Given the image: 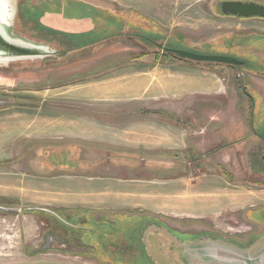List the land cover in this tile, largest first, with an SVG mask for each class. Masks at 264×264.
<instances>
[{"label": "rangeland", "instance_id": "rangeland-1", "mask_svg": "<svg viewBox=\"0 0 264 264\" xmlns=\"http://www.w3.org/2000/svg\"><path fill=\"white\" fill-rule=\"evenodd\" d=\"M223 1L264 5V0H102L95 2L98 10L77 4L79 1L60 0L63 11L55 10L54 15L72 22L78 18L77 24L84 22L83 18L90 19L84 29L91 31L79 38L69 31L46 28L40 23L39 13L32 16L38 0H19L14 32L27 41L61 51L43 61L0 65V264H98L80 256L87 251L75 234L67 233L60 225L55 213L64 218L69 210L79 208L101 211L96 212L97 219L111 212L159 216L166 223L162 225L165 229L176 227L198 233L192 237L178 232L170 235L182 242L197 240L204 255L213 254L211 247L230 251L219 242L235 241L247 247L256 243L251 234L255 227L243 225L240 216L233 221L224 219L215 227L204 221L189 222L184 221L185 218L179 221L165 216L166 211L154 212L146 207L153 198L166 207L167 190L172 191L175 186H181L179 192L191 187L189 190L197 194L221 188L225 199L231 195L243 208L246 203L264 205V100H261L264 48L261 52L255 49L261 55L259 58L251 57L248 51L238 52L232 47L238 42L235 38L231 41L221 38L233 32L239 23H250L222 15L218 4ZM52 32L58 35L50 34ZM67 42L77 47H91L86 59L120 52L125 47L131 52L127 50L126 56H107L89 65L85 73L79 69L82 60L66 59L67 54L75 52ZM163 48L244 62L243 68L211 65H222L233 71L234 78L230 81L236 84L239 93H245V98L254 97L257 104L252 106L248 128L215 129L216 124H206L205 129H194L193 147L189 150L192 152H186L189 155H152L149 149L141 152L133 145H119L117 134L122 129L114 128L113 124L124 123L126 114L80 99L79 91L87 82L78 80L113 68L123 62L124 57H171ZM172 57L182 60L175 55ZM216 106L205 108L206 117L202 119L205 123L216 116L213 113ZM90 114L102 120L95 124L103 122L108 127L106 131L111 139H103L102 145L97 141L102 139L93 136H102L103 129L77 116ZM66 117L71 118L66 120L72 124L64 127L55 121ZM50 128L53 133L69 130L79 138L46 135ZM104 148L109 151L103 153ZM110 187L136 191L111 196L107 193ZM198 197L176 201L191 206L210 202L204 195ZM118 213L112 218L121 219ZM153 216L129 218L128 223L134 228L124 233H131L138 242L143 237L146 241L141 245L143 254L153 253L159 264H192L193 259L179 257L163 227L155 238L146 235L147 228L155 223ZM244 237L248 241L243 242ZM263 245L262 241L256 249H262ZM232 254L240 260L236 263L243 264L247 252ZM196 261L206 264L201 263V259Z\"/></svg>", "mask_w": 264, "mask_h": 264}, {"label": "crops", "instance_id": "crops-1", "mask_svg": "<svg viewBox=\"0 0 264 264\" xmlns=\"http://www.w3.org/2000/svg\"><path fill=\"white\" fill-rule=\"evenodd\" d=\"M70 1H79L77 4L81 3L99 10L95 2L102 0ZM59 2L60 0H38L36 6L37 9L41 10V16H39L42 25L46 26V28L52 26L58 30L69 31L79 38H82L84 33L91 31L84 29L90 23V19L83 18L84 22L77 24L78 22L76 23V20L78 18L72 22L63 16L54 15L55 10L63 11ZM123 8L127 7L123 5ZM238 20L241 21L244 19ZM245 20H249L248 22L250 23H239L234 27L233 32L223 35L221 38H229L230 41L235 38L238 42L233 44L232 47L236 51H248V55L251 57L259 58L261 55L257 52H261L264 48V42H262V40L264 41V21L256 19ZM251 21H258L260 23L252 24ZM234 45H237V47ZM77 48L75 52L67 54L66 59L82 60V65L79 69L85 73L89 65H94L103 58L111 55L126 56L128 50L125 47L120 52L103 53L102 55L91 57V59H86L85 55L91 47ZM255 49L258 51L255 52ZM56 51L60 52L61 50ZM128 51L131 52V49ZM169 55L171 56L172 54ZM124 58L125 60L123 62L116 64L113 68L99 70L97 73L86 75L84 76L85 78L78 80L87 82L79 91L78 97L80 99L84 98L86 101H91L97 105H107L108 107L116 109L115 111L119 110L126 114V118H123L124 123L118 121L116 124H113L114 128L122 129L120 130V134H117L119 145H133L136 151L141 152L148 151L147 149H149L152 155L166 153L175 156L182 154L189 155L186 152L193 147L192 130L194 129H205L206 124H216L215 129L228 127L230 129L246 130L248 128L252 106L257 103L252 95L245 98L244 91L243 96L239 93V88L235 83H232V80L230 81L231 78H234L233 71L230 69L224 68L222 65L212 66L211 64L194 63L184 59L182 61L174 57H153L148 55L141 58ZM239 59L241 60V58ZM242 63V66L237 67L243 68L245 65L244 62ZM258 98L260 99V96ZM261 100H264V96H262ZM208 106H216L218 108L213 110L216 116L208 119L205 123L202 119L206 117L207 111H205V108ZM77 116H82L94 126L97 125L103 129L105 133L102 136H93V138L97 137L98 139H102L97 140L99 144L102 145L105 143L103 141L105 138L111 139V136L106 131L108 127L104 126L103 122L95 124L102 121L99 117L91 116V114L90 116ZM131 116L134 117L132 118ZM66 119L71 118L66 117L62 121L60 119H58L59 121H55L64 127L72 124L70 120ZM47 134L50 136L54 134L71 137V139L79 138V136L71 134L69 130L53 133L50 128L46 130ZM100 141L102 142L100 143ZM197 146L199 147V145ZM102 151L106 153L109 150L104 148ZM179 187L181 186H175L172 191L171 189L167 190L168 199L166 207H162V204H158V202L156 203L154 198L150 205H143L154 212L156 210L160 213L166 211L165 216L173 217L179 221H182L181 218H185L183 220L189 222L204 221L205 223L209 222L214 224L215 227L221 224L224 219L227 220L229 218L233 221L240 216L243 225L255 227L254 233L251 234L256 238V243L247 247L245 243L235 241H231L230 243L219 242L220 244L223 243L230 250V254L229 252L223 254L215 251L213 254L204 255L205 253L202 252L203 249L196 243L197 240L195 241L193 239L182 242L173 239L170 235L178 232L182 235L192 237L198 233L186 232L176 227L168 226L169 230L165 229L162 225H166V223L159 216H153L143 212L138 214L111 212L110 215L103 214L100 219H97L95 215L101 211L89 208L69 210V215L63 214L64 218L62 216L61 218L59 216L60 214L57 215L61 221L60 225L67 233L75 234V236L80 232L86 235H93L94 239H96L95 242L84 240L81 243L78 241L84 249H93L96 252L101 250L99 247L102 241L112 253L118 254V252L127 250V256L133 258L135 256V250L132 248H136L138 239L131 233L127 235L124 233L126 229L130 230L134 228L133 224L128 223L130 222L129 218L153 216L152 220L155 223L147 228L146 235L155 238L160 233V228L163 227L170 236L171 242L176 246L179 257L183 260L185 258L193 259L192 264H198L196 261L198 259H201V263L206 264H238L236 262H240V260L235 258L232 252H247V259L243 256V264H264V251H262L264 245L262 249H256L259 243L262 241L264 243V205L255 206L246 203L244 204L246 207L243 208L231 195H229L230 197L228 199H225L221 188L199 193L200 195H204V198L209 199L210 202H201L198 206L179 204L176 201L178 198L199 199V194L189 190L191 187H187L185 188L186 190H182L181 192H179ZM127 191L126 189L121 190L119 187H110L107 193L111 196H119L120 193ZM135 191L130 190L128 193L132 194ZM253 212L257 213L252 215ZM115 213H118L121 219H113L112 216ZM213 233L217 234L215 232ZM140 241L146 242L143 240V237ZM242 241H248V238L244 237ZM185 247H188V249L186 250ZM151 256L158 263L153 253ZM234 259L237 261H234ZM189 264L191 263L189 262Z\"/></svg>", "mask_w": 264, "mask_h": 264}, {"label": "water", "instance_id": "water-1", "mask_svg": "<svg viewBox=\"0 0 264 264\" xmlns=\"http://www.w3.org/2000/svg\"><path fill=\"white\" fill-rule=\"evenodd\" d=\"M218 6L222 15L226 17L244 20L253 18L264 20L263 4L255 2L223 1L219 3ZM18 7L19 0H0V65L25 61H43L55 57L58 51L50 49L47 45L35 44L27 41L14 32V18L18 15ZM159 48H162V46H159ZM163 51L190 62L216 63L232 66L243 65L242 62L230 57L200 55L194 52L168 48H163Z\"/></svg>", "mask_w": 264, "mask_h": 264}, {"label": "trees", "instance_id": "trees-1", "mask_svg": "<svg viewBox=\"0 0 264 264\" xmlns=\"http://www.w3.org/2000/svg\"><path fill=\"white\" fill-rule=\"evenodd\" d=\"M40 11H41L40 9H36V8L33 9L31 11L32 16L35 15V13H39V15H40ZM50 34L58 35L57 33H54V32H52ZM67 44H70L72 51H75L76 49H78L77 46H75L74 44H72L70 42H67ZM141 57H143V56H141ZM141 57H139V58H141ZM171 57H172V55H171ZM55 213L58 214L57 212H55ZM76 236L78 237V239L81 243H83L84 240L85 241L88 240L90 242L96 241V239H94L93 235H88V234L86 235L85 233H82V232H80ZM142 243L143 242H141V241L138 242V240H137L136 248H132L133 250H135V252H134L135 256H133V258H130L129 256H127L128 255V253H126L127 250L122 251V252H118V254L112 253L110 250L107 249V245L104 244L102 241L100 242V247H99V248H101V250L96 252L93 249L92 250L85 249L87 252L83 253V254L80 253V256L83 258L95 260L100 264H158L157 262H155V260L152 258V256L148 254V252H145L143 254L144 248L142 250V246H141V245H143Z\"/></svg>", "mask_w": 264, "mask_h": 264}, {"label": "bare ground", "instance_id": "bare-ground-1", "mask_svg": "<svg viewBox=\"0 0 264 264\" xmlns=\"http://www.w3.org/2000/svg\"><path fill=\"white\" fill-rule=\"evenodd\" d=\"M210 249L213 251V253H215V251H218L219 253H223V254L228 253V251H226L222 248L211 247Z\"/></svg>", "mask_w": 264, "mask_h": 264}, {"label": "flooded vegetation", "instance_id": "flooded-vegetation-1", "mask_svg": "<svg viewBox=\"0 0 264 264\" xmlns=\"http://www.w3.org/2000/svg\"><path fill=\"white\" fill-rule=\"evenodd\" d=\"M169 49V48H168ZM172 49V48H171ZM166 53V52H165ZM167 54H169V53H167ZM263 162H264V159H263Z\"/></svg>", "mask_w": 264, "mask_h": 264}]
</instances>
